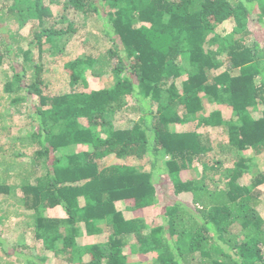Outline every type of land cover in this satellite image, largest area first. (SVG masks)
Returning <instances> with one entry per match:
<instances>
[{"label":"trees","instance_id":"16d2710c","mask_svg":"<svg viewBox=\"0 0 264 264\" xmlns=\"http://www.w3.org/2000/svg\"><path fill=\"white\" fill-rule=\"evenodd\" d=\"M75 12L100 24L110 43L98 55L70 61L71 79L85 78V70L95 76L109 71L114 82L49 96L46 58L61 56L65 38L79 30ZM253 14L264 22V0H66L57 14L46 0H0V80L9 103L33 106V154L45 165L43 175L24 167L15 184L0 177V192L9 196L20 188L17 201L33 211L34 233L47 250L75 264H129L125 248L136 237L156 264H264L258 209L264 175L243 184L244 158L224 171L221 160L206 161L217 147L264 153V43L254 37ZM13 19L33 22L29 48L20 47L24 37L11 28ZM227 21L232 29L219 33ZM204 96L227 104L232 116L205 114ZM124 113L137 119L116 127V116ZM190 122L195 128H173ZM201 126L220 128L227 143L216 146ZM74 145L89 148L66 151ZM130 157H149V169L128 163ZM196 162L219 174L213 189L207 171L199 179L184 176ZM160 174L176 195L192 192L194 201L192 207L168 202L163 221L150 225L138 213L159 202ZM120 201L134 217H126ZM57 206L66 219L43 215ZM100 220L110 227L107 240L79 247L80 224L92 229ZM14 250L0 236V251L16 257L3 264H48L42 255Z\"/></svg>","mask_w":264,"mask_h":264},{"label":"rangeland","instance_id":"374dc122","mask_svg":"<svg viewBox=\"0 0 264 264\" xmlns=\"http://www.w3.org/2000/svg\"><path fill=\"white\" fill-rule=\"evenodd\" d=\"M66 0H46L51 3L54 12L57 14L63 9V4ZM75 21L79 25V30L65 38V50L61 56L51 54L47 56L46 71L44 78L47 81V85H44L45 94L49 96L61 95L72 90H84L91 91L94 89L110 87L114 82V75L112 72H105L101 76H95L91 70H85L83 75L85 78H79L75 81L71 79L69 62L77 58H87L89 55H98L104 52L109 47V41L107 37L102 34L100 30V24L90 18H86L82 14L75 12L72 13ZM11 22V28L18 32L19 35L24 37L20 47L22 49L29 48V39L32 35V21L26 24H21L19 21L13 19ZM250 26L254 31V37L264 43V22H260L257 15L253 14ZM233 27L231 21L224 22L218 27L219 33H226ZM35 59L38 56V50H34ZM188 56L184 58L183 64L186 65ZM8 68V65H5ZM224 67L214 70L212 74H217L222 71ZM184 74L180 80L184 79ZM8 93L4 90L3 81L0 80V177L4 182L17 183L19 179L16 178V173L22 171L24 167H29L37 175H43L45 172V165L43 160H37L35 158L34 150L37 148V141L33 138L32 131L34 129V121L29 116L30 112H33V106L31 103L25 102L18 105L9 103L7 98ZM6 97V98H5ZM205 114L213 110H221L225 118H230L233 114L232 109L227 104L217 103L207 96H204ZM137 119V115L134 113L118 114L114 120L116 127H129ZM196 122L186 123L184 125H176L173 128L178 131L188 130L195 128ZM199 131L209 132L214 143H227V135L220 133V128H210L201 126L197 128ZM89 146L74 145L69 147L66 151L75 152L88 149ZM244 158L247 164V168L244 170L240 182L243 184L252 185L255 180L264 175V153L256 154L253 150H224L220 151L218 147L211 151L207 158L208 164H212L215 160L222 161V170L226 168H232L236 166V162ZM114 156H109L105 159L106 163L113 161ZM165 157L163 161H165ZM135 166L143 167L142 169H149L150 159L145 157L143 159H137L130 157L127 161ZM204 171H207L209 177L207 179L210 189H213L214 183L212 178L219 177V174L215 175V171L206 169L202 162H196L195 166L189 174L184 173L187 178L199 179ZM160 183L159 189V202L149 208L144 209L143 212L138 213L141 215L147 224L155 225L163 221L162 214L164 213V207L168 202H174L181 200L189 206H193L194 194L192 192H185L176 195L174 187L168 180V177L164 174L158 176ZM264 192V183L259 186ZM20 188L14 192V194L5 196L0 192V215L2 220L0 221V236L6 239L8 246L14 248L15 252L23 251V253L31 255H42L46 257L48 264H75L66 261L63 258V254H55L54 251L47 250L44 247V242L39 239L34 233L32 210H29L23 203L17 201L20 197ZM118 207L124 211L126 217H134V213L127 209V203L125 201L118 202ZM260 213L264 216V196L258 204ZM43 215L46 217H52L59 220H64L67 214L63 207L57 206L55 208H44ZM110 227L107 222L100 220L96 222V226L89 229L84 222L79 226L77 243L79 247H83L90 243L104 242L107 240ZM240 229L237 228L236 231ZM90 231V232H89ZM136 237L130 239L129 244L126 246L125 251L128 254L129 264H156L155 255L151 252L144 253ZM1 252V251H0ZM1 263L5 261L14 260L16 257L13 254L7 255L4 252L0 253ZM19 264V263H16Z\"/></svg>","mask_w":264,"mask_h":264}]
</instances>
